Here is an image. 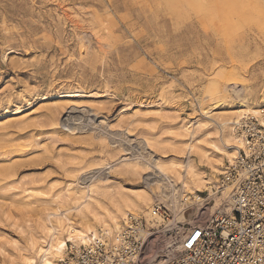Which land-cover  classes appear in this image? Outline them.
<instances>
[{"label":"rangeland","instance_id":"rangeland-1","mask_svg":"<svg viewBox=\"0 0 264 264\" xmlns=\"http://www.w3.org/2000/svg\"><path fill=\"white\" fill-rule=\"evenodd\" d=\"M241 101L264 108V0H0V264L32 254L28 238L54 202L93 178L151 195L130 213L168 211L140 259L162 264L167 230L227 213L214 187L228 160L206 142L215 127L179 129ZM187 141L221 160L214 172L192 155L210 188L177 224L148 183L160 179L152 160L177 161ZM136 156L151 166L140 177L110 171Z\"/></svg>","mask_w":264,"mask_h":264},{"label":"bare ground","instance_id":"bare-ground-1","mask_svg":"<svg viewBox=\"0 0 264 264\" xmlns=\"http://www.w3.org/2000/svg\"><path fill=\"white\" fill-rule=\"evenodd\" d=\"M218 108L219 106H210L204 112L205 116L201 121L184 123L179 129L180 134L181 137L188 135L190 137V135L193 136V133L209 126L208 124H212L211 126L215 127L213 135L217 137V141L209 138L206 142L210 145L213 155L226 156L228 162H233L238 151L244 146L243 142L235 135L234 124L242 118L253 116L264 127V108H253L245 101L238 102L232 107L224 108L222 106L220 110ZM216 109L219 111L215 113ZM144 143L147 148L151 149L149 141ZM199 144L193 141L184 143L178 149L180 157L177 161L165 162L163 160V162L157 158L152 160L155 167L153 168L158 170V175L162 180H151L148 185L153 188V192H159L169 209L178 213L177 224L185 220L183 211L189 207L187 201H190L192 205L201 203L204 199L197 193L210 188V182L198 170L191 159L192 155L197 156L199 162L208 163L214 172H219L216 165L221 159L213 157L212 153L211 156L208 150H204ZM141 158L145 157L136 156L123 159L114 167H110V171H119L131 177H140L144 170L151 167L145 164V161L141 162ZM178 183L180 187L177 186ZM105 187L101 180L93 178L87 180L82 189L72 192L70 189L68 196L64 195L65 197L57 198L56 202L53 201L55 207L47 211L37 229L35 228L38 230L36 234L30 235L28 238V250H31L32 254L25 251L18 259L17 264H59L66 256L69 245L78 249L80 246L91 245L96 239L113 238L121 228L120 222L125 219L128 213L141 210L143 206H148L153 200L147 193L127 194L122 191H110V187V189ZM227 193L228 190L223 194H225L228 212L230 205ZM209 194L211 195V192ZM151 208L145 215L147 219L150 218ZM221 213L222 211L218 209L214 217ZM149 221L154 224L159 222V219H150Z\"/></svg>","mask_w":264,"mask_h":264},{"label":"built area","instance_id":"built-area-1","mask_svg":"<svg viewBox=\"0 0 264 264\" xmlns=\"http://www.w3.org/2000/svg\"><path fill=\"white\" fill-rule=\"evenodd\" d=\"M234 132L244 146L223 166L214 187L215 194L228 190L229 211L208 224L167 230L170 245L162 264H264V127L247 116L234 124ZM150 219L164 224L168 211L154 205L148 219L128 213L113 238L78 249L69 245L59 264H145L140 259L153 234Z\"/></svg>","mask_w":264,"mask_h":264},{"label":"snow or ice","instance_id":"snow-or-ice-1","mask_svg":"<svg viewBox=\"0 0 264 264\" xmlns=\"http://www.w3.org/2000/svg\"><path fill=\"white\" fill-rule=\"evenodd\" d=\"M61 247H63V245H61Z\"/></svg>","mask_w":264,"mask_h":264}]
</instances>
